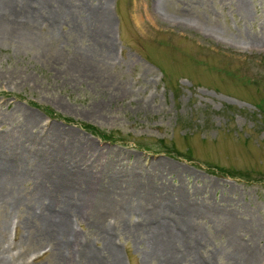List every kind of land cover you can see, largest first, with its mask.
Returning <instances> with one entry per match:
<instances>
[{"label": "rangeland", "instance_id": "374dc122", "mask_svg": "<svg viewBox=\"0 0 264 264\" xmlns=\"http://www.w3.org/2000/svg\"><path fill=\"white\" fill-rule=\"evenodd\" d=\"M155 2L73 0L67 20L38 21L33 40H0V134L14 141L33 117L39 145L58 131L102 147L122 169L173 166L157 182L181 185L210 212L195 256L234 264L219 229L231 216L243 242L257 232L249 242L264 264V0ZM95 5L102 26L88 30ZM33 184L26 176L19 203H0V264H66L33 214ZM79 212L69 215L78 240L97 250L100 230ZM143 218L133 206L103 220L122 264H159L144 263L146 242L129 227Z\"/></svg>", "mask_w": 264, "mask_h": 264}, {"label": "bare ground", "instance_id": "6f19581e", "mask_svg": "<svg viewBox=\"0 0 264 264\" xmlns=\"http://www.w3.org/2000/svg\"><path fill=\"white\" fill-rule=\"evenodd\" d=\"M155 1L158 5V0ZM75 9L73 0H0V40L13 37L29 42L38 21L64 23ZM101 9L102 5L89 7L88 15L93 18L87 26L82 18L88 30L93 24L95 30L102 26L104 7ZM177 21L189 24L184 19ZM107 47L109 53L112 49L109 42ZM36 121L29 117L20 125L23 131L14 141L0 134V203H19L18 182L25 181L26 176L33 178L36 201L32 202L37 204L34 210L38 212L33 214L39 218L41 230L56 241L59 256L66 264H111L110 258L115 260V263L111 260L112 264H122L118 247L112 242L114 231L103 220L107 214L124 216L133 206L144 216L142 222L129 226L138 231L140 242H146L144 263L157 257L159 264H185L181 260L211 264L208 256L202 259L195 256L196 245L200 248L207 239L199 229V222L210 215L202 206L205 203L193 199L191 192L181 185L169 189L166 182H157L173 166L157 162L146 170L133 165L122 169L117 167V159L107 155L102 147L92 148L87 142L58 131L51 133L57 138L39 145L41 131L31 130ZM29 140L35 143L30 144ZM87 209L91 211L89 222L100 230L104 239L103 246L97 250L89 241L78 240L70 223V213H83ZM239 226L242 224L229 216L219 228L226 234L228 255L235 259L234 264H259L258 250L249 242L257 232L251 231L247 242H243Z\"/></svg>", "mask_w": 264, "mask_h": 264}, {"label": "trees", "instance_id": "16d2710c", "mask_svg": "<svg viewBox=\"0 0 264 264\" xmlns=\"http://www.w3.org/2000/svg\"><path fill=\"white\" fill-rule=\"evenodd\" d=\"M97 131V130H96ZM95 133V132H94ZM97 134H98V132H97ZM103 137H104V135H103ZM105 137H106V135H105Z\"/></svg>", "mask_w": 264, "mask_h": 264}]
</instances>
